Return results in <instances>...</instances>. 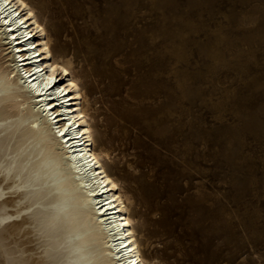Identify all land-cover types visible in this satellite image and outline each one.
<instances>
[{
  "label": "rangeland",
  "instance_id": "374dc122",
  "mask_svg": "<svg viewBox=\"0 0 264 264\" xmlns=\"http://www.w3.org/2000/svg\"><path fill=\"white\" fill-rule=\"evenodd\" d=\"M30 2L90 74L96 148L143 254L264 264V0Z\"/></svg>",
  "mask_w": 264,
  "mask_h": 264
},
{
  "label": "bare ground",
  "instance_id": "6f19581e",
  "mask_svg": "<svg viewBox=\"0 0 264 264\" xmlns=\"http://www.w3.org/2000/svg\"><path fill=\"white\" fill-rule=\"evenodd\" d=\"M72 63L30 0H0V264H159Z\"/></svg>",
  "mask_w": 264,
  "mask_h": 264
},
{
  "label": "snow or ice",
  "instance_id": "6c2138e0",
  "mask_svg": "<svg viewBox=\"0 0 264 264\" xmlns=\"http://www.w3.org/2000/svg\"><path fill=\"white\" fill-rule=\"evenodd\" d=\"M28 15L29 16H31L32 15V13H28ZM21 23H23V21H21ZM37 35H39V33H37ZM36 45L35 44H33V45H31V47H35ZM73 87H75V86H73ZM113 187H115V186H113ZM127 224V222H125V225ZM125 230H126V228H125ZM124 245H122V247H123ZM133 264H136V262L135 261H133Z\"/></svg>",
  "mask_w": 264,
  "mask_h": 264
}]
</instances>
